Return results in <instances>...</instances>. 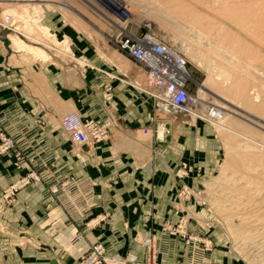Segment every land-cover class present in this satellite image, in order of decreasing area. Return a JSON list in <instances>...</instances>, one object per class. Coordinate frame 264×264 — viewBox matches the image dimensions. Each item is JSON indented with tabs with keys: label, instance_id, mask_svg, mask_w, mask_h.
Returning a JSON list of instances; mask_svg holds the SVG:
<instances>
[{
	"label": "crops",
	"instance_id": "1",
	"mask_svg": "<svg viewBox=\"0 0 264 264\" xmlns=\"http://www.w3.org/2000/svg\"><path fill=\"white\" fill-rule=\"evenodd\" d=\"M2 44L0 40V129L12 136L22 157L19 168L10 158H0V193L13 182L12 187H17L19 177L29 170L40 178L17 190L14 202L5 203L0 198L1 214L9 217L16 213V226L8 224L7 229L30 232L20 262L78 264L79 254L95 242L111 253L140 256L137 240L151 233L157 237L163 264H218L223 251H216L205 229L196 224L195 200L187 207L176 199L175 178L166 169L176 164L191 169L195 154L191 148L186 152L175 145L177 139L172 135L176 132L170 134V146L139 137L144 127H150L152 117L168 122L173 112L154 106L132 87L143 78L142 70L130 61V71L123 75L99 64L92 71L86 70L87 76L74 78L65 67L53 73L55 67L48 65L50 62L21 64V55L8 56ZM105 86H110L108 100L103 97ZM75 87L79 93L71 91ZM66 111L108 121V137L73 144L59 126ZM170 120L172 124L177 118ZM65 180L66 186L60 188ZM181 180L188 185L192 182L195 189V174ZM51 185L57 188L55 192H49ZM69 195L79 196L75 208ZM187 210L184 230L194 240L184 244L182 236L163 228H173ZM77 230L83 233L82 242L72 245L67 241Z\"/></svg>",
	"mask_w": 264,
	"mask_h": 264
},
{
	"label": "rangeland",
	"instance_id": "2",
	"mask_svg": "<svg viewBox=\"0 0 264 264\" xmlns=\"http://www.w3.org/2000/svg\"><path fill=\"white\" fill-rule=\"evenodd\" d=\"M190 1L193 5H196L194 2L197 1L205 3L213 1L212 5L215 7V11L224 12L222 9H226V6L223 4L228 0H224L223 4L220 3L221 0H106L110 4L108 8L99 0H0V20L9 14L6 13L8 11L14 19L13 31L0 30V40L3 41L2 45L8 56L16 53L11 46V37H19L29 45H38L22 35L24 30L34 37L40 36L42 42L54 45V48L59 52L60 49H66L68 52L61 51L64 52L62 55L61 52L54 54L51 56V60L46 62H50L48 65L55 67L53 73L61 71L65 67L73 77L75 75L85 77L88 75L86 70L92 71L91 68L95 69L99 64L109 66L108 70L112 67L115 71L127 75L132 64L126 56L116 50L109 39L110 33L119 26L122 28L125 25L126 30L132 33L152 29L161 33L174 44L183 54L187 68L195 81L191 89L194 93L197 92L202 100L196 109L203 112L202 117L194 115L192 117L190 111L172 112L170 119L177 118L172 124L168 123L171 121L170 119L168 122H163L164 120H160V118L152 117L150 127L147 126L150 131L149 135L145 136L140 133L139 137L142 139L151 137L155 141L162 142L161 144L169 143L170 146L172 145L170 134L176 132L172 135L177 139L175 145L186 152L191 148L190 151L193 155L195 154V166H192L191 169L181 164L175 165L182 170V175H177V168L174 166L169 165L166 169L174 175L175 193H180L184 204L187 203L192 192L189 201L195 200L196 224L205 229L216 251L218 249L223 251L218 264H264V203L260 204L261 215L258 213L254 216L255 218L252 217L248 221V218H238L230 202L224 200L228 192H235L237 189L236 194L242 192V195L248 194L247 198H251L249 201L253 199L252 203L259 202V200L264 202V175H262L264 174V64L256 60V52L255 59L249 58L248 53L228 50L225 45L227 41L223 36H219L220 34L218 37L214 33L210 35L211 27L209 30L206 29L212 20H210V16H207L209 14L204 17L203 24H201L202 27L206 25L203 27L204 29L195 22L196 26L186 15L188 13L184 11V4ZM212 11L214 10L212 9ZM221 11L219 13H222ZM226 15L225 19H228ZM183 17L185 18L183 19ZM43 28L48 30L47 33L42 31ZM47 35L54 36L58 42L53 43L54 38L47 37ZM221 39H225V43ZM44 50L49 54L52 51V49L51 51ZM16 54L21 55V64L26 63L28 66H33L36 63L40 66V60L34 59L32 55L30 56L26 52H17ZM60 57L64 61H60ZM17 64L20 66L19 62ZM239 64L241 65L239 66ZM240 77L245 80L244 84L247 80L250 85L246 84L247 89L244 86L248 92L246 91L242 96L239 93L236 94L235 91L238 90L232 89L231 85L234 82L230 83L236 78L240 80ZM137 82L140 81L137 80ZM198 84H204L207 87L208 90H205V94L198 92ZM71 91L79 93V87H75ZM244 96H249V100ZM207 105L219 109L222 116L221 118L216 117L215 120L222 121L223 125L226 124L231 129L226 130L218 127L214 121L206 117ZM105 123L109 125L108 121ZM160 127H163V130L159 134ZM140 131L142 132L141 129H139ZM192 142H195V150L192 149ZM191 159L193 158L189 160ZM2 162L0 159V163ZM194 174L195 189L192 187V182L189 185L181 183L183 177L189 178V175L193 177ZM230 175H233L231 176L233 178L229 177ZM36 179L35 181L29 179L28 183L38 182L40 180L38 174ZM62 183L63 181L60 182V184ZM13 185L14 182L2 189L0 198L3 202H14L15 192L25 184L17 187H12ZM239 185H247L249 192L246 193V188L242 191V187ZM182 186L185 187L182 189ZM54 187V185L49 186V192H55L57 189L53 191ZM256 190L259 192L257 193ZM186 192L189 195L185 198ZM234 192L233 194H235ZM14 214L16 216L15 211ZM14 214L8 217L0 212V264H22L19 255H21L23 245L30 237V232L7 229L8 224L12 227L16 226ZM254 224L256 227L253 226ZM75 232H79L81 236L83 234L81 230ZM140 238L137 240L138 242ZM77 241L70 243L77 245L82 242L81 239V242ZM80 252L78 251V253Z\"/></svg>",
	"mask_w": 264,
	"mask_h": 264
},
{
	"label": "built area",
	"instance_id": "3",
	"mask_svg": "<svg viewBox=\"0 0 264 264\" xmlns=\"http://www.w3.org/2000/svg\"><path fill=\"white\" fill-rule=\"evenodd\" d=\"M105 7L110 4L106 0H99ZM115 11V10H112ZM114 14V13H113ZM5 26L0 25V30ZM109 39L114 44L116 50L126 56L134 66L143 72L140 82L132 83V87L142 95L151 100L154 106H165L174 113H185L193 109L197 95L191 89L195 82L187 68V62L178 50L154 30L146 29L138 33L122 28H115L109 35ZM103 97L110 98V86H105ZM210 117H214V111L208 106ZM59 126L62 132L68 136L75 145L87 142H98L104 140L108 135L107 123H100L94 117L81 118L74 111L61 114ZM148 132L143 128V133ZM8 157L16 168L20 166L21 151L15 144L12 136L0 129V158ZM177 175L183 174L182 170L176 171ZM37 174L29 170L27 174L21 176L20 180L28 182L29 179L37 180ZM185 186H182L184 188ZM55 188V187H54ZM52 189L53 191L55 189ZM180 196V193L177 192ZM189 195L186 192L185 198ZM169 234H179L184 238V244L188 240H194V236L188 234L183 226L176 221L173 228H163ZM74 235H81L75 232ZM141 254L135 255L131 252L123 254L111 253L101 243H90L87 248L78 256L79 264H163L159 258L157 250V237L149 233L140 242ZM179 264H192V262L180 261Z\"/></svg>",
	"mask_w": 264,
	"mask_h": 264
},
{
	"label": "bare ground",
	"instance_id": "4",
	"mask_svg": "<svg viewBox=\"0 0 264 264\" xmlns=\"http://www.w3.org/2000/svg\"><path fill=\"white\" fill-rule=\"evenodd\" d=\"M20 1V0H19ZM130 1V0H129ZM164 1V0H163ZM184 1V0H183ZM204 1V0H203ZM219 1V0H218ZM216 1V2H218ZM186 2V1H185ZM193 2V1H192ZM182 3V2H181ZM196 3V5L193 3L188 2L187 4H184L185 5V9L184 11H186L188 14H186L192 22H194V24L196 23H199L200 25L203 24V21H204V17H206L207 15L209 18H210V22H212L210 24V22L207 24L208 26L206 27L207 30L210 29L211 27V30L209 31V33L211 32L210 35H216L218 37L219 36H223V38H225L224 40L227 41L225 45L226 48H228V50H236V51H241V52H245V53H248L249 55V58H254L255 59V52H256V60L262 62V64H264V0H228L227 2L224 3V0H221L220 3L223 4V6H226V9H222V7H220L224 12H222L221 10H217V9H220V8H217L215 11V7H213V1L211 2H194ZM218 3V4H220ZM4 4V3H3ZM200 4V5H198ZM183 5V4H182ZM174 6V5H172ZM26 7V6H24ZM22 7V8H24ZM169 7V6H168ZM181 7V6H180ZM225 8V7H224ZM11 9V8H10ZM97 9V8H96ZM212 9L214 11H212ZM222 12V13H219V12ZM184 12V13H186ZM6 13H9L7 14L2 20H0V25L2 26H5V28H1L2 30L6 29V30H10V31H13L12 27L14 25V19L12 17V15H10V11L6 12ZM12 13V12H11ZM5 14V13H4ZM180 14H181V11H180ZM227 14V15H226ZM16 15V14H15ZM228 16V19H225ZM17 17V16H16ZM180 17V16H179ZM208 17H207V20H208ZM185 17H183L184 19ZM188 19V18H187ZM32 20V19H30ZM110 20V19H109ZM177 20V19H176ZM25 21V20H24ZM190 21V20H189ZM196 22V23H195ZM208 22V21H207ZM33 23V22H32ZM35 23V22H34ZM206 24V22H204ZM191 24V23H190ZM193 24V23H192ZM193 24V25H194ZM197 26V24H196ZM206 25H204L203 27H205ZM120 27V26H119ZM201 25V28L204 29ZM18 28V27H17ZM28 28V27H27ZM31 28V27H30ZM29 28V30H30ZM121 28V27H120ZM199 28V29H201ZM16 29V28H15ZM197 29V27H196ZM201 29V30H202ZM205 29V30H206ZM17 30V29H16ZM27 30H24L23 31V34L25 37L29 38L32 42L34 43H37L35 45H29V44H26L23 40H21L19 37H11V46H12V49L15 51V52H18V51H22L23 53H27V54H30V56L32 55V57L34 59H37V60H40V61H43V62H46L47 60H51V56L52 55H56V54H60L61 51H64V52H68L66 49H60L61 51L59 52V50L55 49L54 48V45H49L48 43H45V42H42V39H40V36L39 37H34V35H30V34H27V32H25ZM42 31L44 33H47V29H42ZM22 32V31H21ZM34 32V31H32ZM204 33L206 31H203ZM25 33V34H24ZM42 33V32H41ZM207 34V33H206ZM54 35V34H53ZM31 36V37H29ZM38 36V35H37ZM51 38L53 39L54 36L50 35ZM49 35H47V37H50ZM164 37V36H163ZM50 38V39H51ZM165 38V37H164ZM49 39V41H50ZM166 39V38H165ZM220 39V38H219ZM174 49L178 50L180 53L181 51L174 45L172 44L168 39H166ZM223 39H221L222 41ZM223 40V42H224ZM62 41V40H61ZM220 41V40H219ZM220 41V42H221ZM58 42V39H55L54 38V42L53 43H57ZM66 42V41H65ZM222 42V43H223ZM225 43V42H224ZM62 44V43H61ZM67 44V42H66ZM57 45V44H55ZM65 45V44H64ZM61 47V45H60ZM220 47V46H219ZM225 48V46H224ZM44 49H49L51 51L50 54L45 51ZM59 49V48H58ZM216 49V48H215ZM25 51V52H24ZM63 52V53H64ZM61 52V55L63 54ZM237 53V52H236ZM73 55V54H72ZM183 55V54H182ZM60 56V55H58ZM239 59V58H238ZM36 60V61H37ZM75 60H78V59H75ZM60 61H64L62 60V58L60 57ZM84 61V60H83ZM238 61V60H237ZM243 61V60H242ZM42 63V62H41ZM84 64V62H81ZM238 64V63H236ZM235 65V64H234ZM241 64H239L240 66ZM238 74V73H237ZM220 76V75H219ZM222 76V75H221ZM238 78H239V75H237ZM246 76V75H245ZM241 77H244V76H241ZM240 77V80H238V78H236L234 81H231L230 83H232V89H235L238 90V91H235L236 94L239 93V95L241 94L242 95H245V92L247 91V86L246 84L249 85V83H247V80H246V84H244V81L243 78L241 79ZM246 78V77H245ZM243 80V82H242ZM244 86H246V89H244ZM207 89V87L204 85V84H198V92L199 93H202V94H205V90ZM208 90V89H207ZM230 90V89H229ZM249 90V89H248ZM210 91V90H209ZM231 91V90H230ZM233 91V92H234ZM250 91V90H249ZM248 92V91H247ZM250 93V92H249ZM196 103L192 106L193 109L189 110L190 111V114L192 115V117L194 116H197V117H202V113L200 112L201 110H196L197 109V106L198 104H200V101H202L197 92H196ZM216 95V93H215ZM247 95V94H246ZM218 96V95H217ZM245 98H247V100H249L248 98H250L249 96H244ZM243 97V98H244ZM245 98L243 100H245ZM247 103V102H245ZM249 104H251V102H249ZM250 106V105H249ZM208 105L206 106V117L210 118L212 121H214V124H216V126L218 127H221V128H224V129H231L229 126H227L226 124L223 125L222 121H218V120H215V118H221L222 114H221V111L217 108H214L213 106H211V108H213V112L212 114L214 115V117H210L207 115V111H208V114H209V110H208ZM250 108V107H249ZM187 111V112H189ZM70 112V111H68ZM67 113V112H66ZM223 113V112H222ZM194 115V116H193ZM211 115V114H209ZM202 119V118H201ZM214 119V120H213ZM227 121V120H226ZM225 121V122H226ZM237 122V121H236ZM227 127V128H226ZM146 128V127H144ZM148 129V128H147ZM158 129V127H157ZM62 130V129H61ZM163 130V127H160L159 128V134L160 132ZM229 131H232V130H229ZM150 131L148 129V132L145 134V135H149ZM163 133V132H162ZM235 133V132H234ZM157 134H158V130H157ZM161 136V135H160ZM264 161V160H263ZM262 165V164H260ZM259 165V166H260ZM258 167V166H257ZM260 168V167H259ZM263 168V167H262ZM255 170V169H254ZM257 171V170H255ZM264 172V171H263ZM256 173V172H255ZM264 175V174H262ZM233 175H230L229 177H231ZM237 176V175H236ZM233 178V177H231ZM235 178V177H234ZM237 180H239L237 178ZM241 180V179H240ZM66 181L68 180H65L62 184H60V188H63L66 186ZM229 181V180H228ZM234 181V180H232ZM25 180H20L18 185H21V184H27L28 182L24 183ZM235 183V182H234ZM249 183V182H247ZM236 184H237V181H236ZM245 184V182H244ZM219 186V185H218ZM238 186V185H237ZM241 186V185H239ZM231 187V186H230ZM236 187V186H235ZM242 188V191L244 188H246V193H248V186H241ZM250 187V186H249ZM252 187V186H251ZM257 188V187H256ZM55 190L57 189L56 187L54 188ZM183 189V188H182ZM186 189V188H185ZM253 190V188H251ZM187 190V189H186ZM233 190V189H232ZM235 190V189H234ZM258 190V188H257ZM256 190V192H257ZM225 191V190H224ZM239 191V190H238ZM241 191V190H240ZM225 192H228L227 190ZM234 192V191H233ZM233 192H228L227 193V196H225L224 200L230 202V205L233 207L234 209V213L238 216V218H248L247 220L249 221L250 219H252V217L256 216V214L260 213V211L262 210L261 208V205L262 203H264L262 200H259L258 201H255V202H251L249 201L251 198H247V195L248 194H244L242 195L239 194V193H235L237 192V189L236 191L234 192L235 194H233ZM254 192V190H253ZM259 192V191H258ZM257 192V193H258ZM224 193V192H223ZM222 194V193H221ZM250 194V193H249ZM224 195V194H223ZM226 195V193H225ZM246 195V196H245ZM258 195V194H257ZM191 196H192V192H191ZM190 196V197H191ZM70 203L73 205V207L75 208V205L78 201V198L79 196H75V195H69L67 196ZM190 197L189 199H187V207L190 206L189 204V200H190ZM252 197V196H251ZM261 197V196H259ZM253 198V197H252ZM257 198V197H256ZM176 199L177 200H181V196H178L177 193H176ZM255 199V198H254ZM220 200V199H219ZM229 205V203H227ZM189 205V206H188ZM229 205V206H230ZM263 206V205H262ZM78 208V207H77ZM245 208H247L246 210H244ZM175 209L178 211H180V209L178 207H175ZM264 211V210H263ZM262 211V212H263ZM232 212V211H231ZM188 210L185 212V214H183L180 219H179V224L180 226H183V228L186 226V220L188 218ZM254 213V215H253ZM261 215V213H260ZM259 215V216H260ZM246 216V217H245ZM255 218V217H254ZM193 219V218H191ZM242 220V219H241ZM260 220V219H259ZM257 221V220H256ZM241 222V221H240ZM247 222V221H246ZM254 222V220H253ZM245 223V221H244ZM256 224H254L253 226H255ZM256 227V226H255ZM258 228V227H257ZM260 228V227H259ZM254 232V231H253ZM263 232V231H262ZM75 233V232H74ZM74 233L68 238V241L67 242H76L77 240H80L82 239V236L81 235H74ZM262 234V233H261ZM260 236V235H259ZM143 237L140 238V241L139 243L141 242ZM260 239V238H259ZM255 245V244H254ZM257 245V244H256ZM260 246V245H259ZM258 249V247H257ZM136 255V253H134ZM80 255V254H79ZM79 264V263H78Z\"/></svg>",
	"mask_w": 264,
	"mask_h": 264
}]
</instances>
